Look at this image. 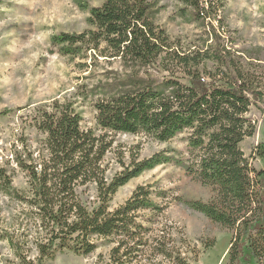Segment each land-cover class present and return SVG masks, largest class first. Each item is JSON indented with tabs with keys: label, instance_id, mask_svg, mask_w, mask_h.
I'll return each instance as SVG.
<instances>
[{
	"label": "trees",
	"instance_id": "16d2710c",
	"mask_svg": "<svg viewBox=\"0 0 264 264\" xmlns=\"http://www.w3.org/2000/svg\"><path fill=\"white\" fill-rule=\"evenodd\" d=\"M178 2L179 17L201 21L219 39L212 21L223 0ZM80 5L88 10L90 27L54 34L52 45L71 57L118 59L124 73L89 90L103 93L95 102L96 129L81 127L69 100L55 98L28 113L30 127L24 128L42 139L33 147L29 136L19 135L10 158L0 161V190L24 206L14 230L2 231L0 239L24 264H33L32 249L40 264L58 252L88 255L101 238L114 243L108 264H190L164 221L170 201H177L233 231L227 264L250 259L264 264V168H255L241 149L257 129L248 113L264 100V71L220 44L183 50L156 23L160 7L154 0ZM24 108H6L0 116ZM183 132L187 157L168 151L132 156L107 177L104 160L115 135L145 134L167 142ZM165 163L212 187L214 196L204 201L173 195L165 203L166 190L141 184L111 208L121 186ZM16 169L26 174V189L13 187Z\"/></svg>",
	"mask_w": 264,
	"mask_h": 264
},
{
	"label": "rangeland",
	"instance_id": "374dc122",
	"mask_svg": "<svg viewBox=\"0 0 264 264\" xmlns=\"http://www.w3.org/2000/svg\"><path fill=\"white\" fill-rule=\"evenodd\" d=\"M160 7L156 23L166 30L170 39L183 50L204 48L210 44L226 46L253 61L264 71V0H223L218 17L212 23L219 39L210 35V28L201 21H188L178 16L181 4L178 0H154ZM88 6L99 5L102 0H0V111L17 109L8 116H0V161L10 158L17 138L24 134L35 147L42 135L30 127L27 115L40 103L55 98L69 100L81 116L83 129H96L95 102L102 92L91 94L90 89L111 81L124 69L118 59L95 61L89 57H71L59 53L51 43V37L61 32H81L89 26ZM219 18V20H218ZM87 63V66L84 65ZM260 65V66H259ZM154 74L162 72L153 71ZM248 116L256 124V132L241 143V149L257 169L264 168V100L251 106ZM187 132L167 142H160L145 134L119 133L114 136L113 150L104 160L106 175L111 178L128 164L132 156L142 159L161 151L187 157ZM12 163L11 167L14 166ZM26 174L16 169L13 187H28ZM141 184H152L166 190L167 203L173 195L186 199L209 201L212 187L202 185L195 177L173 163H165L142 172L121 186L111 201V208L122 204ZM23 205L0 190V234L14 230ZM164 221L172 231L190 264H227L228 249L233 231L223 227L203 213L177 201H170ZM97 249L88 255L72 251L58 252L41 264H108L113 242L98 239ZM38 254L32 249L28 259L40 264ZM0 264H24L9 242L0 239ZM241 264H256L253 259Z\"/></svg>",
	"mask_w": 264,
	"mask_h": 264
}]
</instances>
